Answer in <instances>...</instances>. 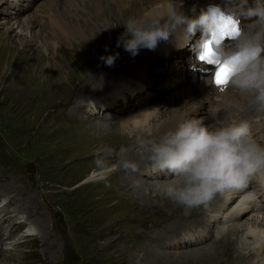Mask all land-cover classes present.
I'll return each instance as SVG.
<instances>
[{"label": "rangeland", "instance_id": "374dc122", "mask_svg": "<svg viewBox=\"0 0 264 264\" xmlns=\"http://www.w3.org/2000/svg\"><path fill=\"white\" fill-rule=\"evenodd\" d=\"M2 1L0 19L5 22L0 27V264H210L205 254L209 252L197 256L193 252L211 248L209 244L219 241L213 251L215 264H247L263 256L257 253L243 258V252L238 254L234 244L241 246L243 230L228 231L234 244H228L225 236L214 240L222 226L214 223L207 231L202 227L204 207L185 215L181 207L160 197L155 187L151 192L143 190L144 203L119 188L127 173L135 176L129 177L131 181H149V187L170 179L142 175L143 170L129 173L121 167L127 150L137 149L129 130L141 125L129 126L125 135L112 134L122 120L141 112L168 117L189 93L185 89L199 86L195 75L186 77L179 71L189 64L185 54L193 49L184 40L175 41L181 27L167 40L158 41L155 48L144 49L142 55L150 53L144 59L145 75H135L143 68L140 56L134 75L112 79L101 56L93 60L86 54L79 62L78 46L73 41L65 42L71 31H63L56 24L65 18L67 23L85 30L86 22L91 25L96 19L89 0ZM11 23L13 30L8 31L6 26ZM21 23L31 27L23 29ZM26 33L28 39L23 38ZM201 34L202 31L197 36ZM199 38L194 43L197 48ZM168 40L163 47L161 44ZM24 41L30 42L23 46ZM118 48L123 46L118 47L116 40L103 56L118 54ZM129 82L141 85V91L127 93ZM232 90L237 95L231 93L230 100L242 97L238 90ZM199 100H204L202 108ZM191 102L199 110L187 112L185 118L210 116L211 102L203 98ZM156 117L154 124H159V114ZM204 122L211 124L209 117ZM147 125L145 121L148 129ZM103 145L116 149L111 160L114 170L107 174L111 178L97 180L93 176L94 152ZM63 149L67 155L60 161ZM145 157L142 154L139 163L150 169ZM213 211H206V217ZM252 215L248 210L241 220ZM44 224L49 234L44 232ZM206 232L203 240L184 244L186 238Z\"/></svg>", "mask_w": 264, "mask_h": 264}, {"label": "clouds", "instance_id": "9594fccd", "mask_svg": "<svg viewBox=\"0 0 264 264\" xmlns=\"http://www.w3.org/2000/svg\"><path fill=\"white\" fill-rule=\"evenodd\" d=\"M241 17L251 22L241 26ZM226 21H233L236 31L226 32ZM122 24L125 31L117 38V46L133 56L142 47L155 48L180 27L186 26L188 33L200 28L198 58L213 65V73L226 65L229 73L222 86L248 95L256 109L264 111V0H228L227 10L210 5L196 18L174 8L166 16L129 17ZM117 55L100 59L111 66ZM135 146L146 155L154 174L170 177L155 184V192L181 207L185 215L206 207L218 195L246 188L257 174H264V143L253 136L246 119L206 124L202 118H182L158 136L137 134ZM115 155L110 145L95 150L97 180L114 170ZM121 167L129 173L139 171L138 163L130 159H123ZM132 186L140 189L142 184L133 181Z\"/></svg>", "mask_w": 264, "mask_h": 264}, {"label": "bare ground", "instance_id": "6f19581e", "mask_svg": "<svg viewBox=\"0 0 264 264\" xmlns=\"http://www.w3.org/2000/svg\"><path fill=\"white\" fill-rule=\"evenodd\" d=\"M77 1V0H76ZM87 1V0H86ZM55 1H53L54 3ZM91 2L93 12L95 11L93 17H96L94 20V23L89 25L86 22V29H80L78 25H71L70 23H67L65 18H62L63 21H58L56 19L55 22L56 24L62 28L63 31H71V36L69 39H66L65 42L69 43L70 41H73L77 47V53H78V61L81 62L80 60L84 59L86 57V54L95 60L97 57L99 58L103 54H105L106 48L109 51L108 47L114 44V41L117 40V38L125 31V26L122 24L126 21L127 18L129 17H142V16H147L151 14H159L161 16H166L168 12L172 9H178L183 12L188 18H196L199 16L201 13V8L204 3L206 2H218L222 3L225 6L228 7V0H89ZM3 1L0 2V6H2ZM251 3V2H250ZM73 4V3H72ZM76 5V4H75ZM80 5V4H79ZM89 10V9H87ZM92 15V14H91ZM6 19V18H5ZM7 21V20H6ZM66 21V22H65ZM247 20H245L243 17L240 18V24L243 26L244 22L246 23ZM5 22L4 19H0V27L3 25ZM20 24V20H16ZM53 23V22H52ZM22 28L26 29L28 27H31L30 25H24L21 23ZM79 24V23H78ZM54 25V24H53ZM56 25V27H57ZM13 23L9 24L6 26V29L8 31L13 30ZM55 27V25H54ZM55 27V28H56ZM182 30L179 31L178 36H176V40H184L186 41V36H188V39L190 40L189 44L190 46H193L192 48L197 50V47L195 46V40L199 37L202 36L203 34L197 36L200 34L202 31L200 28H197L194 33H188L186 31V26L181 27ZM66 31V32H67ZM65 33V32H64ZM203 33V32H202ZM23 34V33H22ZM67 34V33H65ZM64 34V35H65ZM34 35V34H33ZM176 35V34H175ZM63 36V35H62ZM31 37H32V31H31ZM23 38L28 39L27 33ZM31 41V40H30ZM25 43L23 42L25 46L28 42ZM169 43L168 41H165L163 44H161L163 47ZM31 44V43H30ZM60 44V43H59ZM29 45V44H28ZM144 47L140 48L138 51V54L133 56L131 53L127 52L124 50V48H118V55H117V64L113 63L111 66L107 65V71L111 72L113 75L109 76V78H116V77H123V78H129L132 75H134L135 69L139 68L140 65V56L143 61V68L139 69L136 71L135 75H145L144 71V59L147 57L150 53L144 52L142 55V52L144 51ZM188 50L186 55V59L190 58L189 64L185 66V68L182 70L180 69L181 75H185L186 77L195 75V80L200 82L199 86L196 84L194 86H189L185 90H189V93L185 96L183 101L177 105L176 111L169 115L168 117L164 118L162 114L160 113H153L150 111L146 112H141L140 114L130 117V119L127 120H122L120 127H117V132L112 134V135H125V129H129V126H134V125H141L140 128L137 129H130L129 133H132L134 135L130 136L129 138L135 137L139 133H144L151 135L153 137L158 136L161 134L163 131H165L167 128H169L171 125H173L176 121L185 118L184 114L187 112H191L194 110H199V106L196 108H193L192 106L194 103L191 101L193 99H206L205 94L207 92H204V87L206 86L207 82L206 79H210V76L207 74H200L197 73L196 71L193 70V68L190 67L191 62H193V53L194 51ZM110 53V52H109ZM182 57V56H181ZM77 60V59H76ZM101 60V59H100ZM100 66V65H99ZM103 66V64L101 65ZM100 66V67H101ZM92 67V66H91ZM99 68V67H98ZM116 68V69H115ZM118 69V70H117ZM117 70L116 74L114 71ZM185 72V73H184ZM207 77V78H206ZM130 85L126 87V92L131 93L133 95L137 94L138 92L141 91L138 86H134L131 82H129ZM233 88L230 89V91H223L220 92L219 94L215 95L216 97H213L209 100H207L210 104L211 109V114L210 116H204L202 119H205L207 117L210 118V122L213 123L214 120L212 119V112L215 110V108L226 105L229 108L230 113L233 112H239L242 111L243 109L247 108V106H252L251 102V97L248 95L243 94L242 97L234 100H230V94L233 92ZM121 93V92H119ZM235 93V92H234ZM122 94V93H121ZM237 94L235 93L234 96ZM123 97L126 98L123 92ZM113 102L115 98H112ZM200 108L204 106V100L200 101ZM208 104V106H209ZM86 108V106L84 107ZM74 111L76 110L75 108ZM261 114H264V111L260 110ZM159 114V119L161 120L159 124H154L156 116ZM145 121L148 123V129L144 127ZM262 126V124H260ZM264 130V127H263ZM119 132V133H118ZM101 140L105 141L106 138L103 136L101 137ZM133 141V140H132ZM131 141V142H132ZM103 143V142H102ZM261 143H264V141H261ZM135 144V143H134ZM133 147V146H132ZM135 148H131L127 150L126 155L127 157H124V159H130L133 161H136L139 165V171L143 170L145 174L142 173V175H148V176H156V177H166L167 175L164 174H154L150 169L144 168V163H139L141 158H142V153L139 151L135 152ZM67 150L63 149V152L58 156L60 158V161L65 159V155H67ZM125 155V156H126ZM138 155V156H137ZM147 158V157H145ZM149 163L147 160L146 163ZM150 164V163H149ZM118 170L123 169L118 168ZM141 174V173H140ZM95 176V173L94 175ZM121 176V175H120ZM264 176V174H263ZM129 177H134V175H129L128 173L125 175L123 178V181L121 185H119V188L126 190L125 194L132 193L131 195H136V198L139 199L140 203H144L146 200L144 199V189L148 192L152 191V188H154L155 185L152 187L148 186L149 181H145L142 178L136 179L134 181H140L142 184V187L140 189H135L133 188V181L129 180ZM111 177L107 176V179ZM264 182V179H263ZM253 181L251 180L249 185L246 188L239 189V190H231L223 194V199L220 195H218L215 199H213L206 207H204L205 214L201 218V221L203 222L202 227L206 228V231L208 230V227H211L212 224H218L222 226L221 231H219L218 237L214 240L219 241L221 240L224 236L226 237V241L228 244L233 243V241H230V235L228 233L232 230L237 229L238 231H242V242L240 243L241 246H235L236 251H238V254H242L243 252V258H246L248 255H254L257 253L261 254L262 257L260 258H253L250 259V262H247V264H264V205L262 204L264 194L261 193L258 195V192H255V187H253ZM255 185V184H254ZM118 186V185H117ZM147 187V188H146ZM155 191V188L153 189ZM240 197V200L238 198ZM146 204V203H145ZM262 204V205H261ZM169 205V204H168ZM179 209V208H178ZM202 209V208H201ZM210 210H214V214H209L208 217H206V211L209 213ZM229 210V211H228ZM247 210V211H246ZM248 210H250V213H253V216L250 218L242 219L241 217L244 214H247ZM226 211H228L226 213ZM263 211V212H262ZM212 213V211H211ZM222 213V214H221ZM224 213V214H223ZM260 216L262 218L260 219ZM222 219V220H221ZM240 219V222H238ZM199 220V218H198ZM187 221V220H186ZM194 221V220H193ZM185 222V221H184ZM196 222V221H195ZM191 223V222H190ZM187 224V223H186ZM195 224V223H194ZM188 225V224H187ZM217 227V226H216ZM44 232L49 234L48 230L45 228V224L43 225ZM197 229V228H196ZM230 230V231H229ZM31 228L29 229V233L27 234H32ZM229 231V232H228ZM186 233L185 235H187ZM184 235V236H185ZM208 233H203L201 236L197 237H188L184 241V244L187 243H193L197 240H203L205 236H207ZM221 236V238H220ZM200 240V241H201ZM213 240V241H214ZM219 242H213L212 244H209L211 246L204 247L198 251L193 252L195 256L197 254H201V252H209L205 253L209 257L210 264H215V259H214V253L220 244ZM179 244H183L182 240H179ZM231 245V244H230ZM246 246V247H245ZM221 248V247H220ZM233 249V248H232ZM234 250V249H233ZM245 250H248V252H245ZM214 251V253H213ZM234 252V251H233ZM235 256V255H234ZM238 257H241V255H237ZM200 257V256H199ZM216 257V256H215ZM218 257V256H217ZM194 258V257H193ZM196 258V257H195ZM208 259V258H207ZM219 262V261H218Z\"/></svg>", "mask_w": 264, "mask_h": 264}, {"label": "snow or ice", "instance_id": "6c2138e0", "mask_svg": "<svg viewBox=\"0 0 264 264\" xmlns=\"http://www.w3.org/2000/svg\"><path fill=\"white\" fill-rule=\"evenodd\" d=\"M229 25H231V27H229ZM225 30L228 33H232L234 31H236L235 23L233 21H226L225 22ZM228 73H229V68L226 65L220 66V68L217 69L215 72V82L218 85L225 84L227 82Z\"/></svg>", "mask_w": 264, "mask_h": 264}]
</instances>
